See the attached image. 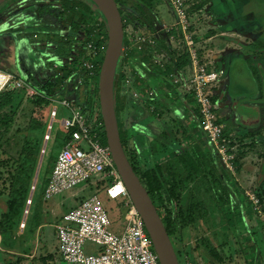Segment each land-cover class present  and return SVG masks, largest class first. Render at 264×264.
<instances>
[{
    "label": "rangeland",
    "instance_id": "374dc122",
    "mask_svg": "<svg viewBox=\"0 0 264 264\" xmlns=\"http://www.w3.org/2000/svg\"><path fill=\"white\" fill-rule=\"evenodd\" d=\"M86 1L81 0L83 4H86ZM148 3L150 6L145 12L142 6ZM199 4L202 7L195 10V15H191V25L182 30L176 25L177 17L168 0H121L119 7L126 19L127 41L126 55L121 68L125 75L119 89L121 99L119 102L124 104L119 113L123 139L129 156L139 168H151L158 163L163 165L171 163L178 174L182 173L176 155H181L188 148L196 146L211 156L215 166L220 168L219 171L225 170L222 182L230 183L229 188L233 192L230 204L212 213L208 218L181 230L174 235L172 241L182 262L220 264L214 259L211 251L221 248L225 256V263L222 264H243L248 261V256L244 252L248 248L245 244L247 239H243V236L246 238L245 231L251 225L260 227V231L263 232L259 235L263 240L261 237L259 240L264 242V204L260 203L257 195L260 194L264 200V33L256 14L246 15L250 11L249 6L253 10L258 9L261 1L200 0ZM67 15L68 11H65L59 0H8L0 7V73L11 74L21 82V87L16 85L17 89H14L17 91V104L13 107V110H16L14 124L8 130L3 149L0 151V264H69L64 262L60 255L54 224L66 212H76L82 204L95 206L96 202L102 203V188L100 186L96 188L94 184L75 187L51 201L43 199V190L47 185L46 182L49 181L52 163L62 147L60 141L65 133L61 124L55 122L25 227H22L23 213L16 218L19 222L16 232L9 230L3 232L2 222L7 210L10 186L16 175L17 159L25 138L31 134L42 137V150L54 104L52 100L61 101L57 99L66 98L84 113L91 115L94 112L87 101L92 91L98 87L96 78H99V75L89 77L83 67L85 59H82L89 38L88 30L84 24L74 30ZM94 24L95 21L91 23ZM145 26L148 30H152V33H145L143 31ZM170 27L175 28L176 38L167 36ZM187 36L193 38L192 45L199 55L198 60L201 64L218 73L223 71L213 82V95L216 101V120L230 140V149L226 155L218 156L216 151H210V144H207L198 114L197 123L195 122L196 114L193 108H191L192 115L179 105L160 118L156 115L154 118L150 117L149 105H153L154 102L155 106L152 107L162 110V107L157 105V101H160L157 100L158 96L160 97L158 91L164 76L168 75L167 73L153 75L157 72V68L153 67L151 73V70L145 68V63L150 59V54H153L157 58H162L166 64H170L175 58L171 53L173 50H188ZM150 37L157 46L148 45ZM144 40L146 44L142 43L140 49L139 45ZM155 48H159L160 52L156 53ZM233 64H240V78L243 73L252 79L255 87L253 93L235 91V87L231 86L229 72ZM240 78L236 81H240ZM186 84L183 88L186 90L183 96L191 95L189 97L191 98L193 95L187 90L189 83ZM48 85H51V91L53 90L50 94L40 91L45 90ZM150 86L154 88L151 89ZM169 86L171 85L166 86V90L171 100L173 89L170 87L169 90ZM7 90L13 89L8 85L2 89V92ZM38 97H45L48 100L52 98V100H49L48 111L37 113L35 117L32 116L33 102ZM164 102L167 103V100ZM168 103L165 107L172 108L173 104ZM192 104L195 106L193 101L191 106ZM68 114H71L70 111ZM66 115L61 114L60 111L57 120H61ZM40 124L43 126L30 128ZM140 131H146L149 140L155 138L156 141L150 142L152 156L156 159L149 165L144 163L145 159L138 163L137 157L134 158L137 155L134 138ZM166 139L168 142L165 141ZM167 143H174L175 149L165 152L163 148L168 145ZM41 150L37 157L34 176L29 184L30 191ZM233 162H237L239 169ZM185 184L187 187L183 194H186L192 182ZM244 194L247 197H244ZM27 203L28 200L26 205ZM172 206L175 207V204L173 203ZM105 213L98 212L107 222ZM34 217L42 226L38 227L36 235L32 236L34 240L27 242L22 234L26 224L28 222L30 224ZM111 218L112 229L119 224L123 229V219L114 216ZM5 240L8 242L13 240L15 245H7ZM28 244L31 248L24 253L23 250ZM261 246L264 250V244ZM86 247L97 249V245L91 243H87ZM255 259L256 255H254Z\"/></svg>",
    "mask_w": 264,
    "mask_h": 264
},
{
    "label": "built area",
    "instance_id": "2783aa9c",
    "mask_svg": "<svg viewBox=\"0 0 264 264\" xmlns=\"http://www.w3.org/2000/svg\"><path fill=\"white\" fill-rule=\"evenodd\" d=\"M168 1L175 11L176 25L182 30L191 25V15L195 13H190V10L197 6L200 0ZM172 29L170 27L169 32ZM192 39L189 36L186 37L187 49L194 63V72L190 73V76L182 74L181 80L184 79L182 81H184L185 86L186 83H189L187 90L192 93L198 103L201 128L206 134L207 144H210L211 151H216L218 156L226 155L230 149V140L225 135L221 124L216 120L215 104L211 99L213 82L223 71L218 73L199 62L198 53L192 45ZM145 42L146 40L140 43V49L142 43L146 44ZM87 44L90 49L94 48L96 61L101 60L102 62L101 52L98 51L95 40L93 41L92 38ZM148 45L157 46L152 37L149 38ZM126 46L124 45L123 48L118 71H121L123 66L122 59L126 55ZM163 62L162 58L150 56V59L145 63V68L151 70L152 73V66L162 65ZM83 63L84 69L89 72V77H96L97 74L92 69L94 66L86 61ZM0 76L4 78L0 85V93L8 85L13 90L17 89L16 85L21 87V82L17 77L3 73H0ZM57 100L61 101L52 100V104H54L50 113L51 119L45 141L51 140V132L55 122L61 124L68 133V137L57 155V160L44 191V198L50 200L78 186L94 184L96 187L102 183L101 187L106 190L110 199H120L127 207L123 218L124 227L121 232L111 230L104 218L95 212L97 209L89 208L86 205L88 203L82 205L76 212L66 213L55 224L58 249L62 259L70 264H161L145 222L131 200L114 163L111 149L108 143L103 141L105 126L100 117L99 109L93 110V114L90 115V113H84L77 106H74L69 99ZM57 104H60L63 109ZM60 111L61 114H63L62 111H65L67 115L61 120H57ZM69 111L70 115L68 114ZM31 203L32 200L29 198V207ZM22 227H25V221L22 223ZM87 243L97 245V249H88ZM180 264L194 263L180 261Z\"/></svg>",
    "mask_w": 264,
    "mask_h": 264
},
{
    "label": "trees",
    "instance_id": "16d2710c",
    "mask_svg": "<svg viewBox=\"0 0 264 264\" xmlns=\"http://www.w3.org/2000/svg\"><path fill=\"white\" fill-rule=\"evenodd\" d=\"M59 1L62 2L65 11H68L67 18L71 22V27L74 30H77L84 24L89 34L88 41H90L92 38H95L96 47L98 51L101 52L100 55L103 57L107 46L108 28L101 10H99V8L92 0H87L86 4H83L81 0ZM116 2L119 5L121 0H116ZM149 6V3L142 6L144 7L145 12L147 11ZM92 7L94 9H92ZM201 7L202 5L198 4V6H195V8L190 10V13L197 9H200ZM95 10L99 11V13ZM122 18L125 29L126 19L123 15ZM93 21H95V24L91 25ZM135 21L137 22V19H135ZM143 31L148 34L152 33V30L147 29V26L143 28ZM124 45H127L126 39L124 40ZM84 49V57L82 59H85L84 61L93 65L94 67L92 69L97 75H99L102 63L101 60L98 62L96 61L94 48L90 49L86 45ZM155 49L156 53L160 52L159 48ZM122 60H124V58ZM186 63L187 61L180 60L178 62V66H183ZM153 67L157 68V72L153 73V75L157 76L158 74L162 75L167 73V75L169 76V73L167 71L168 68H162L160 64H156L152 66V68ZM124 75L125 74L123 71H118L115 82V109L123 147L131 165L133 166L135 172L139 176L141 182L147 189L151 199L158 209V212L164 222L171 240H173L172 238H174V235L181 230L193 225L201 219L208 218L212 213L216 212L219 209L222 210L226 208L231 202L233 192L229 188L230 183L224 184L222 182V175H225V170L221 169L219 171L220 168L215 166L211 156L202 152L199 147L190 149L188 148L181 155H176V159L183 171L179 174L171 163H167L165 165L158 163L151 168L137 167V165L134 161H132L129 153L127 152L126 145L123 139V130L121 125L122 123L119 114L124 105L119 104L118 98L119 89L121 87ZM98 82L99 78L98 80L96 79L97 84ZM51 89L52 86L48 85L45 90L41 89L40 91H44L45 93L50 94L53 91H51ZM16 92V90H7L0 93V151L3 149L4 139L6 134L8 133V130L14 124L16 110H13V107H16L17 104ZM92 94L87 101L88 105L91 106L93 110H97L98 108L100 117L102 118L98 88H96L95 91H92ZM33 105L34 108L32 116H35L37 113L48 111L49 100L45 97H38L36 101L33 102ZM155 109L154 112H156L157 115H161V112L159 113V111H155ZM41 126H43V124L36 125L33 128L30 126V128L36 129V127L38 128ZM34 131L35 130H32V132ZM103 141L104 143H107L105 133L103 136ZM41 144L42 137L40 136L31 134L25 138L24 144L17 159L16 175L14 176V180L10 186L11 190L6 205L7 210L4 214V220L2 222L4 233L6 232V230L16 232L19 226V222L16 218L24 213L25 205L30 194L29 184L35 173L37 157L41 150ZM134 158H136V155L134 156ZM235 165L237 167V162L235 163ZM237 169H239V167H237ZM177 174L180 175V177H178ZM48 182L46 183L48 184ZM186 182H192V185L186 191V194H183L187 187L185 186ZM257 195L260 198V203L264 204V200L260 196V194ZM243 196L247 197L245 196V194ZM33 201L34 199H32V202ZM173 203L175 204V207L172 206ZM37 206L38 204L35 205V207ZM39 225L40 224L37 223V218L34 217L33 219H31L30 224L29 222L26 224V228L24 229V233L22 234L24 240H26L27 242L28 240H34L32 236L36 235V230ZM172 243L174 245L173 241ZM5 244L14 246L15 242L13 240H10L9 242L8 240H5ZM30 248L31 245L28 244L23 250L24 253H27ZM176 253L177 255H179V252L177 250ZM211 254L214 259L218 261V263H225V256L223 255L221 248H215L211 251Z\"/></svg>",
    "mask_w": 264,
    "mask_h": 264
},
{
    "label": "water",
    "instance_id": "95a60500",
    "mask_svg": "<svg viewBox=\"0 0 264 264\" xmlns=\"http://www.w3.org/2000/svg\"><path fill=\"white\" fill-rule=\"evenodd\" d=\"M8 0H0V6ZM101 10L108 28L107 46L101 64L98 94L100 111L102 114L107 143L111 149L114 163L124 182V185L142 216L146 229L152 238L154 248L159 255L161 264H180V260L164 225V222L151 199L147 189L141 182L139 176L131 165L121 140L118 119L115 109V82L120 59L123 53L125 29L122 12L116 0H92ZM47 142L44 143L33 186L30 192V199L40 174ZM27 204L24 212V221L29 212Z\"/></svg>",
    "mask_w": 264,
    "mask_h": 264
},
{
    "label": "crops",
    "instance_id": "0c3cea01",
    "mask_svg": "<svg viewBox=\"0 0 264 264\" xmlns=\"http://www.w3.org/2000/svg\"><path fill=\"white\" fill-rule=\"evenodd\" d=\"M172 6V5H171ZM171 6H170V8H171ZM193 9V8H192ZM172 10V9H171ZM172 12H173V10H172ZM174 13V12H173ZM192 13H195V11H193ZM195 15V14H194ZM176 16V15H175ZM168 23V22H167ZM172 25H174L175 27H176V25L175 24H172ZM172 25H170V26H172ZM173 28V27H172ZM174 31H175V28H173L172 29V31L169 33V34H167V36L169 37V38H172V37H174V38H176V34L177 33H174ZM183 52V53H182ZM172 54H174V56H175V58L173 59V61L171 60L170 61V64H166L165 62H163V64L161 65L162 66V68H168V73H169V76H164V79H163V81H161V87L159 88V90L160 91H158V93H159V95H160V97L158 96V98H157V100L159 99L160 101H157L158 102V104L157 105H159V106H161L162 107V110L161 109H158V108H156L155 109V107H152V106H155V102L153 103V105H149V106H151V108L149 109V111H150V117L151 118H154V115H156L158 118H160L161 116H164L165 114H169L170 112H169V110H174V108H176V106H179V105H181L183 108H184V111H186V112H188V114H190V115H192V110H191V108H193V110H195V114L196 115H194V119H195V122L197 123V121H196V116H197V114L199 115V117H200V113H199V108H198V103L196 102V100H195V98L194 97H191V98H189L191 95H189L188 97H187V95L185 94L184 96H183V93H184V91H186V90H184L183 88L185 87V83H184V81H182L181 80V76H183V75H186V72H188V75L187 76H190V73L191 72H193V70H194V63L192 62V59H191V54H190V52H189V50H181V49H177V50H173L172 52H171ZM150 56H153V54H150ZM198 57H199V55H198ZM180 60H185V61H187V63L185 64V65H183V66H178V62L180 61ZM192 70V71H191ZM212 70V69H211ZM214 71H216V70H214ZM183 74V75H182ZM178 75H179V77H178ZM176 80H178L177 82H175ZM242 81V82H241ZM168 82V83H167ZM240 82H241V86H242V89H244V92L246 91V92H251V93H253L254 92V90H255V87L253 86V82H252V79L251 78H249L248 76H246V77H244V78H240ZM168 84H170L171 86H169V90H170V87H172V89H173V91H171L172 93H173V98L170 100V98H168V96H167V94H168V92H167V90H166V86H168ZM165 85V86H164ZM214 87V86H213ZM213 87H212V91H213ZM150 88L152 89V88H154L153 86H150ZM252 90V91H251ZM175 91V92H174ZM241 91V90H240ZM171 92H169V93H171ZM241 92H243V90L241 91ZM150 93H152V91H150ZM187 93V92H186ZM214 96L215 95H213L212 94V97H211V99H212V102L215 104V98H214ZM119 98V101L121 100L120 99V96L118 97ZM164 100H167V103H168V101H169V103L168 104H173V107L172 108H167V107H165L166 106V104L167 103H165L164 102ZM192 101H193V103H194V105L195 106H193V104H192V106H191V103H192ZM119 104H120V102H119ZM121 105V104H120ZM156 105V106H157ZM180 106V107H181ZM148 107V106H147ZM154 109H155V111H159V113L161 114V115H157L156 114V112H154ZM63 112V114H65V111H62ZM185 119V118H184ZM183 121V120H182ZM185 121V120H184ZM187 121V120H186ZM185 121V122H186ZM64 130V129H63ZM68 133L65 131V133L62 135V139H61V145H62V147H63V143H64V141H65V139L68 137V135H67ZM191 137H193L192 136V134H191ZM203 137H205V136H203ZM155 138H152V139H150L149 140V134L146 132V131H140V132H138V133H136L135 134V138H134V142H135V151H136V153H137V155H136V157H137V159H136V161L139 163H141V162H143L142 160H144V163L145 164H147V165H149V164H152L153 163V161L156 159L154 156H152V152H153V150H152V148L150 147V142H156L155 140H154ZM166 142H168V140L166 139L165 140ZM44 142H46V141H44ZM149 142V143H148ZM48 143V142H47ZM205 143H206V140H205ZM168 144V143H167ZM166 144V145H167ZM174 143H169L166 147H164L163 148V150H166L165 152H170V151H172L173 149H175V147H176V145L174 144ZM44 145V144H43ZM146 146V147H145ZM46 147H47V145H46ZM61 147V148H62ZM178 147H179V145H178ZM194 147H196V146H194ZM194 147H190V148H194ZM42 148H43V146H42ZM189 148V149H190ZM42 151V150H41ZM208 151V150H207ZM211 151V150H210ZM45 152H46V150H45ZM163 152V151H162ZM45 154V153H44ZM58 155V154H57ZM145 157V158H144ZM154 158V159H153ZM56 160H57V156H56V158H55V160H54V162L52 163V169H53V167H54V164H55V162H56ZM52 172V171H51ZM51 176V175H50ZM101 184L102 183H99L97 186H96V188L97 187H101ZM37 185V184H36ZM33 186V185H32ZM47 186V185H46ZM86 186V185H85ZM84 186V187H85ZM84 187H83V189H84ZM35 188H36V186H35ZM46 188V187H45ZM45 188H44V190H43V194H42V196H43V199L45 200V201H51L53 198H55V197H57V196H55V197H53V198H51L50 200H46L45 198H44V191H45ZM102 188V187H101ZM32 189V188H31ZM34 191H35V189H34ZM102 191H103V194H101V197H102V203H99V202H96V204H95V206H91V205H89V204H86V205H88V207L89 208H91V209H94V210H96L95 212L98 214V212L99 213H103V212H106L105 214H106V216H107V218L108 219H106L107 220V224L109 225V227L111 228V226H112V216H114V217H118L119 219L121 218V219H123L124 218V215H125V212H126V210H127V207H126V205L120 200V199H116V200H112V199H110L109 197H108V195H107V193H106V190H104L103 188H102ZM31 192V191H30ZM29 196H30V194H29ZM33 196H34V194H33ZM104 196V197H103ZM30 198V197H29ZM32 199H33V197H32ZM31 199V200H32ZM110 202H112V203H110ZM28 204V203H27ZM82 205H85V204H82ZM98 205V206H97ZM26 207H27V205H26ZM30 209V208H29ZM25 212V211H24ZM69 212V211H68ZM68 212H66V213H68ZM65 213V214H66ZM29 214V213H28ZM64 214V215H65ZM63 215V216H64ZM63 216H61V218L63 217ZM104 216V215H103ZM60 218V219H61ZM59 219V220H60ZM27 220V219H26ZM58 220V221H59ZM37 223H39L40 225L38 226L39 228L42 226V224H41V222H39V221H37ZM37 227V228H38ZM54 230H55V224H54ZM111 230H114V232H121V230H122V226L119 224L118 225V227H116L115 229H112L111 228ZM260 232H263V231H260V227H255V226H253V225H251L250 226V228H248V230H246L245 231V233H246V238L243 236V239H247V240H245L246 242H245V244H246V247H248L247 249H245L244 250V252L246 253V255L248 256V261L246 262V263H243V264H264V250H263V246H261V244H264V242L262 243L261 242V240H259V238L261 237L260 235H259V233ZM55 235H56V230H55ZM261 239L263 240V238L261 237ZM56 241H57V238H56ZM57 244H58V242H57ZM260 246H261V248H260ZM254 255H256V259L254 260ZM64 261V260H63ZM65 262V261H64ZM63 262V263H64ZM67 263V262H66ZM70 264V263H69Z\"/></svg>",
    "mask_w": 264,
    "mask_h": 264
},
{
    "label": "flooded vegetation",
    "instance_id": "af4514ba",
    "mask_svg": "<svg viewBox=\"0 0 264 264\" xmlns=\"http://www.w3.org/2000/svg\"><path fill=\"white\" fill-rule=\"evenodd\" d=\"M260 1H261V6L258 9H255V10H253L251 8V6H249L248 9L250 11H248V13H246V15L248 16L249 14H256V16L258 17L257 21H259L260 25L262 26V30H263L262 33H264V0H260ZM239 67H241L240 64L239 65H237V64L234 65L233 64L231 66L229 74H230V78H231L232 81H230V84H231V86L235 87V91L236 90H239V91L243 90V92H244V89H242V86H241V82L242 81L241 82L239 80L236 81L237 78H240V68ZM244 77H246V76L243 75V73H241V78H244Z\"/></svg>",
    "mask_w": 264,
    "mask_h": 264
},
{
    "label": "bare ground",
    "instance_id": "6f19581e",
    "mask_svg": "<svg viewBox=\"0 0 264 264\" xmlns=\"http://www.w3.org/2000/svg\"><path fill=\"white\" fill-rule=\"evenodd\" d=\"M4 78L2 76H0V85L3 83Z\"/></svg>",
    "mask_w": 264,
    "mask_h": 264
}]
</instances>
